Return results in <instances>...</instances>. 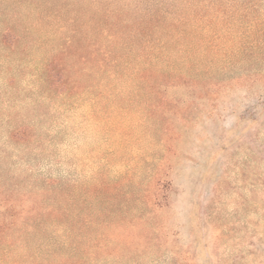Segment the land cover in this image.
Instances as JSON below:
<instances>
[{"label":"rangeland","instance_id":"1","mask_svg":"<svg viewBox=\"0 0 264 264\" xmlns=\"http://www.w3.org/2000/svg\"><path fill=\"white\" fill-rule=\"evenodd\" d=\"M0 209V264H264V0H0Z\"/></svg>","mask_w":264,"mask_h":264},{"label":"trees","instance_id":"2","mask_svg":"<svg viewBox=\"0 0 264 264\" xmlns=\"http://www.w3.org/2000/svg\"><path fill=\"white\" fill-rule=\"evenodd\" d=\"M99 25L102 26L101 23ZM102 33L104 34L100 33L101 36L99 37V40H93L92 42V51H91L92 77L94 80L101 82L103 80L102 76L106 75V77H104L106 79L105 85H109L111 80L120 76L121 74L120 68L122 67V63L128 66L129 62L123 60V57L125 56H121L120 52L116 50L114 51L110 50V44L112 41L111 35L106 34L105 32ZM154 34L155 32L154 31L152 32L151 30L148 31L141 30L137 33V37L139 39L142 38L153 39L155 37ZM98 44L100 46H97ZM154 51L156 50L154 49ZM150 57H152L151 53H146L141 48L138 49V58H137L138 61L135 68L136 69L135 74L139 79H141V81L148 80L151 77H154L155 72L154 69L152 68L153 65L148 60L150 59ZM167 81L168 80H166V82ZM167 86H170V84L163 85V90H165ZM104 89H106V86H104V88L102 89L103 92L105 91ZM15 222H16V214H14L9 210L0 209V235H4L12 231L15 228Z\"/></svg>","mask_w":264,"mask_h":264}]
</instances>
